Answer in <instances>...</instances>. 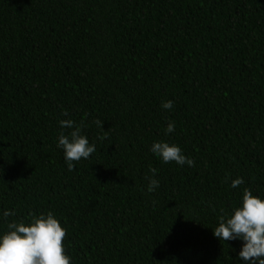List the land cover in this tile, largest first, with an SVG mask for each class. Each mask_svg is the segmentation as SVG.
<instances>
[{"label":"trees","instance_id":"1","mask_svg":"<svg viewBox=\"0 0 264 264\" xmlns=\"http://www.w3.org/2000/svg\"><path fill=\"white\" fill-rule=\"evenodd\" d=\"M68 119L96 144L72 171ZM244 189L264 198V0H0V232L51 211L70 264H243L212 229Z\"/></svg>","mask_w":264,"mask_h":264},{"label":"clouds","instance_id":"2","mask_svg":"<svg viewBox=\"0 0 264 264\" xmlns=\"http://www.w3.org/2000/svg\"><path fill=\"white\" fill-rule=\"evenodd\" d=\"M161 107L171 110L173 101L163 102ZM63 114L68 115L67 111ZM95 123L102 130L103 122L97 120ZM59 125L71 130L68 135L60 134L57 147L63 151L65 164L72 171L74 162L90 158L96 151V144L90 143L88 137L82 134V126L75 125L71 119L61 120ZM164 131L166 136L173 133L175 122L170 121ZM97 139H107V135ZM150 151L163 163L195 166L194 161L186 157L179 146L167 141H154ZM149 171L152 177H148L147 192L153 193L159 188L160 181L155 178L157 169L150 168ZM243 183V178H236L231 182V187L237 188ZM2 215L6 220L14 213L6 210ZM212 230L213 236L220 241L241 242L237 258L243 264H264V198L253 195L250 189H244L231 214L227 218L221 217L218 226ZM66 231L51 211L34 215L28 221L8 222L7 230L0 232V264H70L72 258L66 254L63 244Z\"/></svg>","mask_w":264,"mask_h":264}]
</instances>
